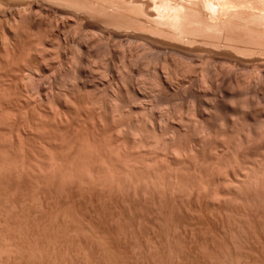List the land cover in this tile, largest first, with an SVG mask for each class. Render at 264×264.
I'll return each instance as SVG.
<instances>
[{
	"label": "bare ground",
	"instance_id": "obj_1",
	"mask_svg": "<svg viewBox=\"0 0 264 264\" xmlns=\"http://www.w3.org/2000/svg\"><path fill=\"white\" fill-rule=\"evenodd\" d=\"M0 178L174 234L264 221V0H0Z\"/></svg>",
	"mask_w": 264,
	"mask_h": 264
},
{
	"label": "rangeland",
	"instance_id": "obj_2",
	"mask_svg": "<svg viewBox=\"0 0 264 264\" xmlns=\"http://www.w3.org/2000/svg\"><path fill=\"white\" fill-rule=\"evenodd\" d=\"M4 179H6V178L4 177ZM4 179L0 180V182H1L0 183V216H1V218H0V264H264V256H263L264 251H262V250H264V247H263L264 246L263 245L264 244V234H263L264 233V227H262V224L264 223V221L262 219H261L262 221L259 219L261 221V222H259L260 223L259 224V223H257L259 220L256 219L257 221H255V218H252L254 220L253 221L250 218V216L246 215V214H244V215L240 214L241 219L239 218V216H235V217L233 216V217H231V219L227 218V221H225L226 217L221 218L223 220L220 219L219 221H218L219 218H213V219H215V221L211 220L212 227H211V225H209L210 226V227L208 226L209 228L203 227L202 229H199L198 232L197 231L195 232V234H196L195 236H193L194 234L192 236L188 235V234L184 235L183 233L182 234L181 233H177V234L175 233L174 234L173 231H171L169 228H166V226L160 225L161 220H160V222H158L159 224L157 223V226L154 227V230L151 228L149 229V227H146V225L143 224V221L139 220L140 218L138 217V214L140 213V211H141L140 214L152 213L154 211L158 212V210H159L158 205L154 204L155 202H152V201H143L142 200L144 203H146V205L142 204V206H143L142 207L140 205L141 203H143V202H141V200L139 203V200L135 199L136 202H137V200H138V202L136 203L134 200V202H135V206H134V202L132 201L133 199L130 200L128 198L129 199L128 200L127 198L121 197V196H119V197H121V199L120 198L115 199L118 196H115V197L112 196V200L107 201V198H106V200H104L103 198H100L101 201H98L99 197H97V199H98L97 200L96 197H92L93 195L89 196V194L88 195L87 194H81V196H79L80 194H72V196L68 195V194H64L65 197H64V195H62V196H60V197H62V199H59L60 197L58 198L57 194L56 195L52 194V193H50V194L49 193H41V194L37 193V194H35L36 192L34 193V190L29 188V186H27L25 183L22 184L23 182L22 183H20V182L18 183L17 181L14 182L15 180H13V179L11 180L10 178H7V181L10 182V180H11V183L6 181V184L8 183V187L4 188V186H7L4 183V181H3L4 184L2 183V180H4ZM12 182L16 183V185L19 184L20 186H16ZM21 185H22V187H21ZM25 185L28 188L24 187ZM28 189H30V190L28 191ZM11 192H12V194H11ZM26 192H29V193L26 194ZM15 194H17V195H15ZM43 194H46V196H44L45 200L43 199L44 197H42ZM21 195H22V197H21ZM47 195L48 196L51 195L52 198L48 197ZM59 195H61V194H58V196ZM76 195H78V196H76ZM84 195L87 197H83ZM30 196H32V197H30ZM39 197H40V199H39L40 203L39 202L37 203V201H38L37 199ZM41 197H42V199H41ZM63 197L66 199L68 197V199H70V200L69 201H67L68 199L63 200ZM76 197L77 198L83 197V198H81L82 202H81V199L79 200ZM113 197H114V199H113ZM49 198H51V199H49ZM74 198H76V199L73 202ZM92 198L93 199L95 198L94 200L98 201V202H95L94 200H92ZM21 199H23V200H21ZM31 199H32V201H31ZM109 199H111V198L109 197ZM34 200H36V203H34L35 202ZM85 200H87V201H85ZM118 200L121 201V203H123V204L120 203L121 208L119 207L120 205L118 204V202H119ZM106 201L110 202V203L112 202L111 204L114 203L116 206L118 204V208L116 206H114V204L112 206H110L111 205L110 203L106 204L107 203ZM115 201L116 202L118 201V202L116 203ZM130 201H131V204H130ZM13 202L16 204H14ZM30 202L31 203L33 202V204L31 205ZM94 202L97 206L94 204ZM101 202L105 207H103V205H100ZM127 202H128V205H130L129 207L126 204ZM148 202H150V204ZM17 203H18V205H17ZM49 203H51V204H49ZM73 203H75V205ZM97 203H99V204H97ZM132 203H133L134 207L131 206ZM34 204H37L36 205L37 207ZM44 204L45 205L48 204V206H45ZM138 204H139V206H138ZM151 204H153V205H151ZM20 205H22V206H20ZM125 205H127L126 208H125ZM136 205H137V207H136ZM64 206L66 208H64ZM92 206L93 207L96 206L97 208H92ZM99 206H101V209H99L100 208ZM10 207L12 209H10ZM19 207L20 208L22 207V208L20 209ZM86 207L88 209H86ZM145 207L148 210L147 212H145L146 211ZM148 207L151 209L149 210ZM14 208L16 209V211ZM42 208H43V210H42ZM53 208H55V209H53ZM122 208L124 209L125 212L122 211V213H121L119 210H121ZM130 208H132V209L134 208L133 209L134 212L136 209V213L138 210V213L136 214L134 212H131L132 210ZM23 209H24V211H23ZM50 209L54 210V213ZM64 209H65V213L62 212V210L64 211ZM67 209H68V211H67ZM92 209H93V211H92ZM94 209H97L96 211L98 213H96V211ZM153 209H154V211H153ZM99 210L100 211L102 210V212H99ZM107 210L111 211V212L108 213ZM128 210H129V212H127ZM14 211L17 212L18 215H16L17 213H15ZM32 211H33V213H32ZM90 211H92V212H90ZM79 212H81V213H79ZM103 212L105 213V215H103ZM123 212H124V214H123ZM58 213H59V215H58ZM74 213H76V214L74 215ZM83 213L85 214V216ZM91 213L92 214L94 213V216H92ZM116 213H119V215H116ZM120 213H121V215H120ZM127 213H129V214L131 213L130 217L134 216L135 214L136 215L130 219L129 214H127ZM10 214H11V216H10ZM64 214H66V216ZM80 214L84 217L82 218V216ZM96 214H97V216H96ZM125 214H126V217H123V215L125 216ZM140 214H139V216H141ZM29 215H31V216H29ZM102 215H103V219H102ZM108 215H109V217H108ZM237 215H239V214H237ZM32 216H33V218H32ZM49 216H50L52 221L50 220ZM54 216H56V217H54ZM74 216H76L77 219L80 218V219H78L79 221L77 219H75ZM116 216H121V217L120 218L118 217V220L116 221V220H114V218ZM242 216H243V218H242ZM244 216H245V218H248V219H245ZM26 217H27V219H26ZM56 218H57V221H56ZM64 218H65V220H64ZM111 218H113L112 219L113 221L111 220ZM235 218H237V219H235ZM84 219L86 221H84ZM97 219H98V221H97ZM115 219H117V217ZM125 219H126V222H125ZM127 219L131 222H127L128 221ZM134 219H135V221H134ZM159 219H160V217H159ZM216 219H217V221H216ZM250 219L253 222V224L250 221ZM35 220H37V222ZM74 220H77L78 222L74 221ZM82 220H83L84 224L81 223ZM122 220H124V221H122ZM132 220H133V224H132ZM231 220H233L234 223L231 222ZM235 220H237L236 226L234 225L236 223ZM239 220H240V222H239ZM136 221H138V222H136ZM212 221H214V222H212ZM222 221H225V222L223 223ZM228 221H230V222H228ZM68 222H69V225H67ZM221 222L224 225H222ZM227 222L230 223V225H227ZM238 222H239V225H238ZM136 223L137 224L139 223V225L142 224V227L141 226L139 227V225L137 227ZM213 223H217L216 225H218V223H220L219 224L220 227L223 226L224 228H220L219 225L218 226L215 225L217 230H214V231L210 230L209 231L208 229H211V228L214 229ZM93 224H94V226H93ZM117 224L119 225V226H117L118 229L116 228V231L118 230V233L115 232V227ZM131 224H132L133 228L131 227ZM245 224H247L246 227H245ZM249 224L251 226V229L248 228ZM111 225H113V226L111 227ZM233 225H234V227H233ZM256 225L260 228L258 229V227ZM83 226H84V229L82 228ZM85 226L87 229H85ZM230 226H231V228H230ZM237 226H238V229H237ZM242 226L245 228L243 229ZM254 226H256V227H254ZM226 227H227V230H225ZM105 228H106V230H105ZM142 228H144V230H142ZM204 228L205 229L208 228L207 231L206 230L204 231ZM110 229H112V232L110 231ZM122 229H123V231H122ZM134 229L139 231L140 235ZM247 229H249V230H247ZM260 229H261V231L256 232L257 230H260ZM82 230H83V232H81ZM86 230H88V231H86ZM133 230L135 231V233ZM151 230L154 232L153 235H155L154 236L155 239L157 237L161 238V239L157 238L156 241L154 239H153L154 240L153 241L152 238H154V237L151 236L152 234H149L152 232ZM157 230H159V231L157 232ZM163 230H166L165 232H167V237L165 239H164V237L166 234H165V232L163 233ZM168 230H169V233L171 236H172V234L174 235V236H172L173 238L171 236H168L169 235ZM200 230H202V231H200ZM252 230L255 232V234ZM97 231H99V232H97ZM103 231H104V233H103ZM143 231L147 232L148 235L143 233ZM160 231H161V233H159ZM211 231H213V232L218 231V232L213 233ZM232 231H234V234ZM245 231L248 234H246ZM200 232H201V234H200ZM240 232H241V235H240ZM105 233L107 235H104ZM112 233L113 234L117 233V235H115V234L112 235ZM119 233H121L120 234L121 236L119 235ZM157 233H159L160 235H158ZM235 233H237L238 235L236 234L237 235L236 236ZM258 233H260L261 237L259 236ZM62 234L65 236H62ZM101 234L105 237H103ZM178 234L182 235V236L184 235V236L182 237V236H179ZM212 234H214V236ZM207 235H209V236H207ZM224 235H226V237H224ZM232 235H233V237H232ZM242 235H244V236H242ZM93 236L96 238V240ZM130 236H131V238H130ZM176 236H178V237H176ZM187 236H188V238L191 237V239L190 240L188 238L184 239ZM218 236H220L221 238ZM106 237L108 240H106ZM169 237H170V240L172 238L171 242H170V240H168ZM212 237H214V238H212ZM238 237L242 238L243 241ZM120 238H121V240H120ZM181 238H182L183 242H181L182 241ZM209 238L211 240H208ZM226 238H227V240H226ZM66 239H67V241H66ZM68 239H69V241H68ZM223 239H224V241H223ZM244 239L246 242L244 241ZM253 239H255V240L253 241ZM109 240H113L114 243L112 241H109ZM185 240L189 244L185 243ZM120 241H122V242H120ZM142 241H143V243H142ZM172 241H174V242L172 243ZM232 241H234L236 243H234ZM155 242H157V243L155 244ZM162 243H164V244H162ZM140 245H141V247H140ZM173 245H176V246H173ZM182 245H184V247ZM248 245H249V247H248ZM254 245H255V247H254ZM258 245H260V246H258ZM186 246H188V247H186ZM261 252H263V254Z\"/></svg>",
	"mask_w": 264,
	"mask_h": 264
}]
</instances>
